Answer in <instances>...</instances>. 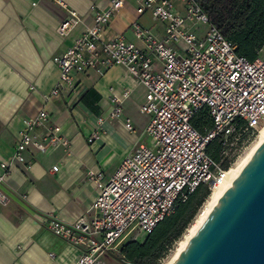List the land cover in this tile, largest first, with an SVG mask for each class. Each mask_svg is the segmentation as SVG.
<instances>
[{
  "label": "built area",
  "instance_id": "built-area-1",
  "mask_svg": "<svg viewBox=\"0 0 264 264\" xmlns=\"http://www.w3.org/2000/svg\"><path fill=\"white\" fill-rule=\"evenodd\" d=\"M132 1L137 14H149L163 25V34L136 21L130 29L141 44L125 34L107 36L125 6V0H111L107 8L95 10L94 24L73 46L53 58L59 79L44 95L47 103L59 99L74 90L81 77L92 72L103 77L118 66L146 89L140 111L150 116L149 141L126 156L108 179L88 172L99 189L90 217L46 220L51 232L80 250L77 264H102L106 255L119 254L124 243L151 234L201 184L212 189L226 170L208 154L209 144L220 138L222 161H235L246 137L257 134L264 123V53L254 60L240 55L199 0ZM68 13L59 27L62 36H69L83 20L74 10ZM129 94L128 89L122 98H112L113 117H123ZM204 109L212 126L203 132L193 119ZM125 121L134 130L132 120ZM99 137L96 132L91 140ZM55 147L69 150L71 141L43 107L25 119L19 141L0 164V204L10 202L5 185L13 167L24 165L27 154Z\"/></svg>",
  "mask_w": 264,
  "mask_h": 264
},
{
  "label": "crops",
  "instance_id": "crops-1",
  "mask_svg": "<svg viewBox=\"0 0 264 264\" xmlns=\"http://www.w3.org/2000/svg\"><path fill=\"white\" fill-rule=\"evenodd\" d=\"M110 1L0 0V164L19 141L25 119L43 107L71 141L69 150L30 153L24 165L13 167L5 185L10 202L0 204V264H77L80 250L51 232L46 220L90 217L99 189L88 172L108 179L126 156L148 141L150 116L140 111L146 89L125 67H114L103 77L92 72L63 97L48 103L44 99L59 79L53 58L70 49L94 24L95 10L107 8ZM68 10L83 20L62 36L59 27ZM136 21L163 34L162 24L149 14H137L135 3L125 0L107 36L125 34L141 44L130 29ZM128 89L123 117L115 118L112 98H122ZM127 118L134 130L126 127ZM96 132L100 137L91 140ZM55 166L58 171L52 172Z\"/></svg>",
  "mask_w": 264,
  "mask_h": 264
},
{
  "label": "water",
  "instance_id": "water-1",
  "mask_svg": "<svg viewBox=\"0 0 264 264\" xmlns=\"http://www.w3.org/2000/svg\"><path fill=\"white\" fill-rule=\"evenodd\" d=\"M175 264H264V143Z\"/></svg>",
  "mask_w": 264,
  "mask_h": 264
},
{
  "label": "trees",
  "instance_id": "trees-1",
  "mask_svg": "<svg viewBox=\"0 0 264 264\" xmlns=\"http://www.w3.org/2000/svg\"><path fill=\"white\" fill-rule=\"evenodd\" d=\"M209 13L211 22L237 46V52L256 59L264 49V0H199ZM193 124L204 132L212 126L207 109L199 112ZM222 143L214 139L208 146V154L228 170L234 160L222 161ZM211 193L208 185L201 184L186 202L177 205L174 213L158 223L155 230L147 235L144 242L131 240L123 244L118 255L134 264H157L179 239L187 225L193 221L199 208Z\"/></svg>",
  "mask_w": 264,
  "mask_h": 264
},
{
  "label": "bare ground",
  "instance_id": "bare-ground-1",
  "mask_svg": "<svg viewBox=\"0 0 264 264\" xmlns=\"http://www.w3.org/2000/svg\"><path fill=\"white\" fill-rule=\"evenodd\" d=\"M263 143H264V123L258 132L257 140L251 146V148L248 150L245 156L235 165L231 166L230 169L226 170L221 181L212 187L209 197L207 198L202 208L199 210V213L196 216V218L189 225L186 233L179 240L173 255L166 264H175L179 261L182 253L184 252L185 248L190 243L194 235L199 231L202 224L211 214V212L216 207L220 199L226 193L228 188L233 184L235 179L240 175L247 162L252 158L254 153Z\"/></svg>",
  "mask_w": 264,
  "mask_h": 264
},
{
  "label": "rangeland",
  "instance_id": "rangeland-1",
  "mask_svg": "<svg viewBox=\"0 0 264 264\" xmlns=\"http://www.w3.org/2000/svg\"><path fill=\"white\" fill-rule=\"evenodd\" d=\"M264 53V49L261 51V54H263ZM257 136H258V133L257 134H255V135H253V136H251L250 138H248L247 139V137H246V142H245V145H244V147L242 148V150H241V152L239 153V155L235 158V161L233 162V165H235L238 161H240L244 156H245V154L248 152V150L251 148V146L255 143V141L257 140ZM148 141H149V139H148ZM232 165V166H233ZM206 202V201H205ZM204 205V204H203ZM202 205V206H203ZM202 207H200L199 208V210L201 209ZM198 213H199V211L197 212V215H198ZM196 215V216H197ZM196 216H195V218H196ZM194 218V219H195ZM193 219V220H194ZM193 222V221H192ZM191 222V223H192ZM191 223H189L188 225H187V227H186V229L184 230V232H183V234H182V236L179 238V239H177L174 243H173V245L171 246V248L169 249V251L160 259V262H158L157 264H166L168 261H169V259L171 258V256L173 255V253H174V251H175V249H176V247H177V244H178V242H179V240L183 237V235L186 233V231H187V229H188V227H189V225L191 224ZM146 238L145 237H140L139 238V241L140 242H144V240H145ZM118 257H120L121 258V256L120 255H114V256H112V255H106L105 257H104V259H103V263L102 264H123L119 259H118Z\"/></svg>",
  "mask_w": 264,
  "mask_h": 264
}]
</instances>
